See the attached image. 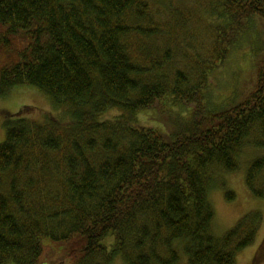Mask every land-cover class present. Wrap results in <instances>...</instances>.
<instances>
[{"label": "trees", "instance_id": "trees-1", "mask_svg": "<svg viewBox=\"0 0 264 264\" xmlns=\"http://www.w3.org/2000/svg\"><path fill=\"white\" fill-rule=\"evenodd\" d=\"M216 7L213 58L192 83L164 71L170 49L145 45L161 33L146 0H0V97L31 86L70 110L67 121L18 113L6 122L0 264L45 263L52 252L58 264H237L255 243L260 212L214 235L209 191L220 172L239 169L246 147L264 148V47L241 103L209 109L205 90L209 72L264 20V0ZM159 104L189 113L168 133L142 126ZM114 110L121 115L104 118ZM246 184L264 199V155Z\"/></svg>", "mask_w": 264, "mask_h": 264}, {"label": "rangeland", "instance_id": "rangeland-1", "mask_svg": "<svg viewBox=\"0 0 264 264\" xmlns=\"http://www.w3.org/2000/svg\"><path fill=\"white\" fill-rule=\"evenodd\" d=\"M150 5L149 20L156 24L161 33L156 38L146 40L145 45L161 54L170 49L172 61L165 66L169 75L182 70L197 80L198 71L209 66L213 58L214 31L211 23L215 22L217 5L222 0H146ZM261 20V19H260ZM264 20H257V28L238 42L230 50L227 59L211 70L205 90L208 108L215 110L228 109L241 103L254 89L258 64L263 56ZM166 109L161 104L139 116L144 127H158L166 133L173 131V121L183 114L189 113L185 108L174 104ZM170 107V108H171ZM186 110V111H185ZM187 112V113H186ZM22 115L33 121L45 122L48 119L67 121L70 110L66 107L56 108L49 98L38 88L31 86L17 87L8 96L0 97V144L6 139V122L10 115ZM180 113V114H179ZM121 115L120 111H110L105 119ZM17 119V118H14ZM264 155V148L246 147L239 157V169L234 173L220 172L209 191V198L215 211L212 224L216 237H223L229 230L251 212H260L263 224L255 243L237 255V264H264V199L255 197L246 184V173L250 162ZM234 192L236 197L229 201L227 192ZM182 244L180 243L179 246ZM180 249V254L185 255ZM61 256L57 252L45 256V263L58 264ZM13 264V263H10ZM114 264H123L117 260ZM185 264V262L181 263Z\"/></svg>", "mask_w": 264, "mask_h": 264}]
</instances>
